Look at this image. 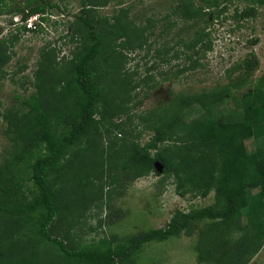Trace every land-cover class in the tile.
Listing matches in <instances>:
<instances>
[{"label":"trees","instance_id":"trees-1","mask_svg":"<svg viewBox=\"0 0 264 264\" xmlns=\"http://www.w3.org/2000/svg\"><path fill=\"white\" fill-rule=\"evenodd\" d=\"M197 1L180 0L172 9L183 23L174 32L176 20L167 14L163 28L149 30L156 20L141 26L120 17L129 16V7L107 16L99 9L109 0H80L62 37L68 54L58 56L60 48L51 44L38 50L31 91L16 95V104L0 111L9 144L0 153V264H127L145 243L190 234L192 224L205 218L226 233L242 231L225 251L218 245L230 244L231 238L222 234L210 245L207 254H220L218 261L232 264L248 255L246 264L264 244V74L247 86L258 63L254 54L235 66L226 84L178 92L162 106L142 111V125L152 132L142 145L122 119L141 103L133 100L138 91L143 100L158 84L151 69L166 66L157 73L178 78L205 67L203 59L212 49L207 28L232 0ZM250 1L264 5V0ZM19 3L10 8L0 0V14L20 15L22 24L14 23L19 30L36 29L26 27L32 15L39 16L41 27L59 9L50 0ZM253 11L235 13L242 17ZM19 39L11 33L0 38V78L9 74L5 67ZM138 49L147 50V57L151 53V66L142 75L127 67L130 53ZM229 100L235 104L232 112L242 117L238 123L218 121L215 115ZM189 108L198 113L187 119ZM155 162L185 187L181 194L206 196L213 190L215 206L176 210L164 228L119 239L71 241L76 221L110 197V186L154 171ZM213 236L218 233L207 240Z\"/></svg>","mask_w":264,"mask_h":264},{"label":"rangeland","instance_id":"rangeland-1","mask_svg":"<svg viewBox=\"0 0 264 264\" xmlns=\"http://www.w3.org/2000/svg\"><path fill=\"white\" fill-rule=\"evenodd\" d=\"M59 4V9H54L49 20L37 27L39 16L34 15L26 20V27L34 30L17 29L22 24L19 14L4 12L0 14V38L8 34H16L19 41L12 47V57L5 67L9 72L4 78H0V111L3 107L17 101L16 95L26 96L32 89L30 80L35 67L38 50L46 45L60 48L59 55L68 54L69 46L65 45L62 37L67 32V23L72 19L73 14L79 9L80 0H50ZM180 0H109L104 7L99 9L103 15H113L119 12L121 6L129 7V16L122 17L123 20L136 21L139 25L150 23V18L156 20L154 27L149 30L163 28L166 18L175 19L174 32L180 21L176 18L172 9L179 4ZM22 0H7L10 8H14ZM195 2H198L195 0ZM253 7L251 14L239 17L236 10H243ZM40 28V29H39ZM212 49L206 54L203 62L205 67L195 74L172 78H162L157 70H168L166 66L151 71L155 75L157 85L151 89L148 97L142 100V89L138 91L134 101L141 100V103L134 107L128 117H123L128 130L133 132L135 140L140 145L145 143L152 132L142 125L139 116L142 111L153 110L167 102L171 96L178 92H199L202 88L223 85L228 82L229 76L235 74L236 65L245 58L254 54L257 65L247 79V86L264 74V5L256 4L250 0H232L228 2L225 11L213 24L207 28ZM152 38L153 35H152ZM160 45V44H159ZM147 50H135L130 53L127 67L134 71L144 73V70L151 66L152 60L145 56ZM176 61H172L175 64ZM14 72V73H13ZM234 76V75H233ZM239 93L236 91V94ZM131 100L130 105H132ZM235 104L232 101L217 108L216 117L221 122L238 123L242 117L232 112ZM196 108H189L185 112L187 119L197 115ZM143 128V129H142ZM113 130L110 136H114ZM138 134L137 136H135ZM8 141L2 134V122H0V153L8 149ZM248 150H252L254 143L252 139L246 140ZM154 152V151H152ZM185 187H179L173 176H167L158 168L146 175L136 177L121 183L110 186V197L101 201L100 206H91L80 219L74 224L70 239L73 243L83 245L96 241L103 236H121L140 230L164 228L176 210L188 212L192 209L204 206H215L216 198L211 190L206 196L195 195L189 190L182 191ZM224 230V231H222ZM191 233L181 232L177 236L169 237L166 240H152L145 243L142 248L132 256L127 264H230L229 262L218 261L220 254H207L210 245L220 240V234L231 238L230 244L223 242L218 248L224 251L232 247L234 238H237L242 231L227 232L226 228L216 221L209 219L196 220L191 227ZM218 233L207 240L210 234ZM208 234V235H207ZM215 237V238H214ZM224 238V237H222ZM215 239V240H214ZM205 252L198 256V251ZM245 255L232 264H242L247 260ZM246 264H264V244L248 260Z\"/></svg>","mask_w":264,"mask_h":264},{"label":"water","instance_id":"water-1","mask_svg":"<svg viewBox=\"0 0 264 264\" xmlns=\"http://www.w3.org/2000/svg\"><path fill=\"white\" fill-rule=\"evenodd\" d=\"M155 166H156V168H158V169H160V170H161V165H160V163H158V162H155Z\"/></svg>","mask_w":264,"mask_h":264},{"label":"clouds","instance_id":"clouds-1","mask_svg":"<svg viewBox=\"0 0 264 264\" xmlns=\"http://www.w3.org/2000/svg\"><path fill=\"white\" fill-rule=\"evenodd\" d=\"M32 16H34V15H32ZM29 18V17H28Z\"/></svg>","mask_w":264,"mask_h":264}]
</instances>
